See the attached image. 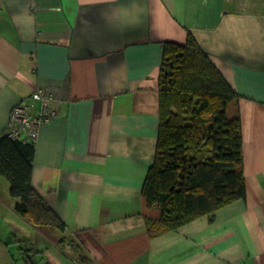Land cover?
<instances>
[{"label": "crops", "instance_id": "1", "mask_svg": "<svg viewBox=\"0 0 264 264\" xmlns=\"http://www.w3.org/2000/svg\"><path fill=\"white\" fill-rule=\"evenodd\" d=\"M188 34L238 94L245 194L150 235L163 42ZM39 87L31 185L66 229L18 215L0 175V264H264V0H0V135Z\"/></svg>", "mask_w": 264, "mask_h": 264}, {"label": "trees", "instance_id": "2", "mask_svg": "<svg viewBox=\"0 0 264 264\" xmlns=\"http://www.w3.org/2000/svg\"><path fill=\"white\" fill-rule=\"evenodd\" d=\"M159 126L142 196L160 215L146 218L150 235L174 230L244 197L238 94L196 39L164 41L159 73ZM34 144L0 135V175L15 212L37 228L66 225L31 185ZM32 250V249H30ZM27 264H33L25 254ZM79 264H91L79 256Z\"/></svg>", "mask_w": 264, "mask_h": 264}, {"label": "built area", "instance_id": "3", "mask_svg": "<svg viewBox=\"0 0 264 264\" xmlns=\"http://www.w3.org/2000/svg\"><path fill=\"white\" fill-rule=\"evenodd\" d=\"M54 100L47 90L40 87L35 89L29 101L21 100L13 107L5 135L34 144L39 127L56 114Z\"/></svg>", "mask_w": 264, "mask_h": 264}]
</instances>
